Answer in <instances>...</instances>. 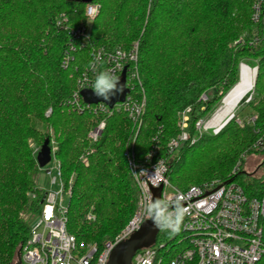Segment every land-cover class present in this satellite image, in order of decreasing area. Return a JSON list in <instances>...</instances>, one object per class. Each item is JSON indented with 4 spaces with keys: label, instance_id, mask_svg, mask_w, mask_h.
<instances>
[{
    "label": "trees",
    "instance_id": "trees-1",
    "mask_svg": "<svg viewBox=\"0 0 264 264\" xmlns=\"http://www.w3.org/2000/svg\"><path fill=\"white\" fill-rule=\"evenodd\" d=\"M93 1L101 8L89 20L82 0H0V264L17 263L47 192L35 182L36 147L46 139L56 147L66 188L76 174L68 231L100 248L137 209L128 148L137 160L149 153L164 158L168 178L179 189L228 179L239 162L235 180L249 195L264 193V172L243 170V154L256 152L252 145L264 133V26L252 19L254 0ZM136 40L146 95L141 128L135 138L131 119L115 111L100 139L91 142L88 131L103 116L90 107L75 108L78 77L95 49H130ZM251 61L258 73L247 104L255 110V123H238L237 116L218 134L170 152L167 144L180 132V114L189 108L194 133L195 122L211 116L238 83L240 63ZM169 237L161 229L157 240Z\"/></svg>",
    "mask_w": 264,
    "mask_h": 264
},
{
    "label": "built area",
    "instance_id": "built-area-1",
    "mask_svg": "<svg viewBox=\"0 0 264 264\" xmlns=\"http://www.w3.org/2000/svg\"><path fill=\"white\" fill-rule=\"evenodd\" d=\"M100 8L101 5L94 1L86 3L87 18L93 20ZM63 17L66 19L65 15ZM252 19L264 26V0H254ZM83 40L89 41L85 33ZM138 59V42L130 49L97 48L93 51L90 65L78 77L74 94L75 108L82 110L85 106L90 107L96 114L103 116L88 132L91 142L100 139L106 128V118L115 111L126 113L138 134L146 106ZM93 64L96 65L95 72L91 67ZM125 68L130 92L124 101L110 107L104 102L88 104L83 100L81 91L93 90L92 85L100 71L111 70L119 77ZM80 99L85 105L80 103ZM181 115L180 132L167 144L170 152L195 141L189 131V108ZM234 117L233 113L215 124L212 123L214 117L210 121L201 118L196 122L195 129L201 132L213 128V132L218 133ZM256 119L255 114L247 122L255 123ZM237 121L243 123L244 120L237 118ZM252 147L264 155V133ZM125 154L139 190V198L134 215L115 239L105 242L100 248L96 242L78 241L68 231V204L63 205L62 202L64 197L69 200L75 177H71L66 188L58 161L56 170L60 190L46 192L42 199L32 220L29 237L22 248V264H108L115 245L128 238L154 215L153 189L158 187H162L161 202L166 208L163 215L175 221L176 230L164 229L170 235L169 239L156 240L155 244L137 250L133 264H264V193L249 195L242 184L235 180L241 169L239 162L228 179H214L183 190L170 182L164 158H154V154L149 153L145 160H137L133 149H128ZM53 157L55 149L52 147ZM243 157L246 155L243 154ZM81 161L87 164V156L82 155ZM47 172L51 173V170ZM56 181L54 178L53 183ZM88 218H91V214Z\"/></svg>",
    "mask_w": 264,
    "mask_h": 264
},
{
    "label": "water",
    "instance_id": "water-1",
    "mask_svg": "<svg viewBox=\"0 0 264 264\" xmlns=\"http://www.w3.org/2000/svg\"><path fill=\"white\" fill-rule=\"evenodd\" d=\"M82 1L84 3H89L92 2L93 0H82ZM242 65H241V73H242ZM254 69L256 70V76H257L258 67L256 66ZM241 78H242V74L240 76V81ZM119 79H120V83L124 86V90L122 93H118L117 95L113 96L110 100L104 101L102 97H98L94 94V90L83 89L81 91L83 100L88 104L104 102L110 107H113L118 102L124 101L127 94L130 92V89L127 87L126 84V68L119 76ZM231 115H233V113ZM51 159H52V147L50 146L49 139H46L37 153V162L39 167L43 168L51 161ZM161 189L162 187L153 189L154 204H155L154 215L150 219L146 220L141 225V227L138 230H136L133 234H131L128 238L121 240L115 245V247L113 248L110 254L108 264H133V257L137 250L155 244L158 233L161 230V228L156 225L153 217H155L157 214L163 215L164 211L166 210V208L163 206L161 202V196H160ZM16 264H22L21 252L18 254V261Z\"/></svg>",
    "mask_w": 264,
    "mask_h": 264
},
{
    "label": "rangeland",
    "instance_id": "rangeland-1",
    "mask_svg": "<svg viewBox=\"0 0 264 264\" xmlns=\"http://www.w3.org/2000/svg\"><path fill=\"white\" fill-rule=\"evenodd\" d=\"M135 42H138L139 43V40H136V41H134L133 42V44L135 43ZM133 44H132V46H133ZM131 46V47H132ZM130 47V48H131ZM242 64H248V63H246V62H241L240 63V76H241V65ZM254 64H256V62L255 61H251L250 62V64L248 65V66H250L251 67V65H254ZM256 67V66H255ZM255 67H252V68H255ZM258 67V66H257ZM141 76V75H140ZM239 81H240V77H239ZM238 81V82H239ZM254 87H255V85H254ZM254 87L252 88V90H250L247 94H246V96H247V98H246V100L243 102V101H241L239 104H238V106L234 109V111H233V113L235 114V117L237 118V116H238V118H240V119H242V120H245V121H248V119L249 118H251L254 114H255V110H254V108L251 106V105H248L247 104V102L252 98V96H253V92H254ZM234 88V87H233ZM213 91H214V89H210V90H208V94H212L213 93ZM231 91V90H230ZM229 91V92H230ZM228 92V93H229ZM227 93V94H228ZM226 94V95H227ZM225 95V96H226ZM206 94L205 93H203L202 95H201V99H203V100H206ZM224 96V97H225ZM245 96V97H246ZM224 97L221 99V101L219 102V104H218V106H217V108H216V110L211 114V116H209V117H203L205 120H208V121H210L213 117H214V115L222 108V106H223V104H224ZM244 97V98H245ZM243 98V99H244ZM186 110V109H185ZM184 110V111H185ZM183 111V112H184ZM182 112V113H183ZM181 113V114H182ZM180 114V116L178 117V119H177V125H178V128H179V122L181 121V118H182V115ZM230 116V115H229ZM234 117V118H235ZM227 118V117H226ZM225 118V119H226ZM198 121V120H197ZM196 121V122H197ZM196 122H195V125H196ZM132 131L134 132L133 134H134V137L136 138V130L134 129L135 128V126H134V124L132 123ZM189 127H190V122H189ZM92 129V128H91ZM180 129V128H179ZM90 131V130H89ZM88 131V132H89ZM220 132V131H219ZM218 132V133H219ZM218 133H214L213 132V128H212V130H207V131H196V129H195V126H194V133H191L192 134V139H194L195 138V140L198 138V137H201V136H204L205 134H218ZM87 136H88V134H87ZM191 143V142H190ZM29 144H30V146H32V147H36L35 146V143L33 142V141H29ZM41 147V146H40ZM40 147H36V150H40ZM53 148L55 149V151H56V147H55V145H53ZM128 149H131V148H128ZM128 149H126L125 150V153H126V151L128 150ZM82 157V156H81ZM80 160H81V158H80ZM263 162H264V155L263 154H261L260 152H253V153H251V154H249V155H247L246 157H245V160H244V165H243V170L244 171H246L247 173H253V174H255V175H259V174H262L263 172H264V169H263V167H262V164H263ZM57 166H58V160L55 158V157H53L52 159H51V161L46 165V166H44L43 168H40V170L38 171V173H37V175H36V177H35V182H36V184H37V186H39V187H41V188H43L44 190H46L47 192H50V191H59L60 190V181H59V176H58V173H57V170H56V168H57ZM49 170H51V173H48L47 171H49ZM133 175V174H132ZM75 177L76 178V174L75 173H73L72 175H71V177ZM71 177H70V179H71ZM54 178H56V182L55 183H53V179ZM74 178V179H75ZM216 179H219V178H216ZM212 180H214V179H212ZM70 181V180H69ZM173 184V183H172ZM195 185V184H194ZM187 189V188H186ZM184 190V189H183ZM68 202H69V200H68V198L67 197H64V199H63V202H62V204L63 205H67L68 204ZM137 206H138V204H137ZM24 216H26V217H29V215H25L24 214ZM131 220V219H130ZM128 224V223H127ZM126 224V225H127ZM125 225V226H126ZM122 231V230H121ZM159 234V233H158Z\"/></svg>",
    "mask_w": 264,
    "mask_h": 264
},
{
    "label": "clouds",
    "instance_id": "clouds-1",
    "mask_svg": "<svg viewBox=\"0 0 264 264\" xmlns=\"http://www.w3.org/2000/svg\"><path fill=\"white\" fill-rule=\"evenodd\" d=\"M92 70L96 71V65H91ZM94 94L98 97H102L104 101L110 100L113 96L118 93H122L124 86L120 83V79L111 70L100 71L96 76L95 82L92 85ZM149 211H152L149 209ZM154 221L158 227L161 229H172L176 230L175 221L167 215L157 214Z\"/></svg>",
    "mask_w": 264,
    "mask_h": 264
},
{
    "label": "bare ground",
    "instance_id": "bare-ground-1",
    "mask_svg": "<svg viewBox=\"0 0 264 264\" xmlns=\"http://www.w3.org/2000/svg\"><path fill=\"white\" fill-rule=\"evenodd\" d=\"M248 65H242L241 81L225 97L224 104L214 116L212 123H220L226 117H229L246 94L254 87L256 70Z\"/></svg>",
    "mask_w": 264,
    "mask_h": 264
}]
</instances>
